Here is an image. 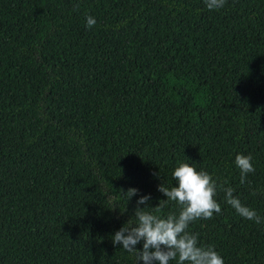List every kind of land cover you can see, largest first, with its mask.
I'll list each match as a JSON object with an SVG mask.
<instances>
[{"label":"trees","instance_id":"trees-1","mask_svg":"<svg viewBox=\"0 0 264 264\" xmlns=\"http://www.w3.org/2000/svg\"><path fill=\"white\" fill-rule=\"evenodd\" d=\"M180 163L264 217V0H0V264H136L112 236ZM215 199L188 230L264 264V224Z\"/></svg>","mask_w":264,"mask_h":264},{"label":"clouds","instance_id":"clouds-1","mask_svg":"<svg viewBox=\"0 0 264 264\" xmlns=\"http://www.w3.org/2000/svg\"><path fill=\"white\" fill-rule=\"evenodd\" d=\"M209 11L219 10L224 7L226 0H203ZM73 10H78V4ZM96 20L91 15L86 16V27H94ZM251 155L236 154L234 165L239 169L240 183L247 181L249 173H254ZM175 186L158 187L166 199L159 201L156 207H149L150 195H139L136 188L122 191L127 201L139 195L137 207L133 216L121 226L112 236L113 246L131 253L136 264H224L223 258L214 246H203L199 243L197 233L190 232L189 226L193 222L212 219L214 214L221 213V205L215 199L218 190L224 192L225 202L242 218L256 224H264V217L254 209L242 204L234 195V189L218 185L205 170L197 171L188 163H180L171 173ZM226 183V181L224 182ZM174 204L176 211L166 215L162 210L169 204ZM140 205H145L141 208ZM114 208V207H113ZM151 208L153 211H145ZM142 242V248L137 250L136 245Z\"/></svg>","mask_w":264,"mask_h":264}]
</instances>
